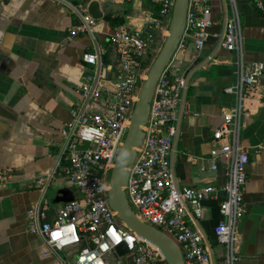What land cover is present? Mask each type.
Wrapping results in <instances>:
<instances>
[{
  "label": "crops",
  "instance_id": "1",
  "mask_svg": "<svg viewBox=\"0 0 264 264\" xmlns=\"http://www.w3.org/2000/svg\"><path fill=\"white\" fill-rule=\"evenodd\" d=\"M91 1H97L102 13L92 34L71 36L69 30L81 21L80 14H89ZM153 8L149 0H0V264H72L79 246L55 254L40 235L27 229V211L41 196L35 180L57 171L43 198L46 219L52 221L63 204L59 193L72 188L62 173L66 161L59 129L80 100L78 87L85 74L93 70L82 54L105 46L119 27L140 24ZM223 9L222 0L213 2L210 16L215 24L208 28L203 48L197 50L185 37L167 66L170 75L186 78L169 155L179 185L219 188L227 181V160L218 158L216 169L207 161L211 148L223 143L212 136L222 112L235 104V96L224 91L237 74L234 55L220 45ZM238 9L246 63L261 64L263 70L249 89L242 116L240 137L248 162L235 264H264V0H240ZM103 63L105 84L113 86L114 52H108ZM224 196L219 190L216 198L205 200L198 221L213 264H226L214 233L220 219L218 202ZM187 217L192 221L190 214Z\"/></svg>",
  "mask_w": 264,
  "mask_h": 264
},
{
  "label": "built area",
  "instance_id": "2",
  "mask_svg": "<svg viewBox=\"0 0 264 264\" xmlns=\"http://www.w3.org/2000/svg\"><path fill=\"white\" fill-rule=\"evenodd\" d=\"M149 1L154 8L140 24L119 27L107 37L105 46H96L93 52L82 54L83 61L93 66V70L85 74L78 87L80 100L71 109V118L59 129L66 161L62 173L80 197L63 202L55 218L49 221L43 198L57 171L45 172L35 180L41 196L27 211V229L40 235L49 251L55 254L79 246L72 264H110L106 256L111 252L117 255L115 247L121 243L128 250L123 256L127 259L115 264H167L157 246L118 222L106 196L108 177L128 129L142 67L157 37L168 27L173 10L174 0ZM214 1L188 0L185 28L178 47L187 37L197 50L203 48L209 37L208 28L215 24L210 16ZM239 1L222 0L220 45L234 55L237 74L236 82L224 91L235 96V104L223 110L222 122L212 133L215 141L223 143L211 148L207 160L213 169L217 168L218 158L227 160L226 183L219 188L211 184L190 187L179 185L175 179L169 155L176 134L177 105L186 78L170 75L167 68L154 87L143 127L144 137L128 170L125 192L132 211L141 221L164 231L178 244L184 264H213L198 221L203 215V202L216 198L219 190L225 196L218 202L220 219L214 233L224 248L226 264H235L237 260L238 225L245 213L243 194L248 162V150L240 137L242 116L249 89L263 70L261 64L246 63ZM80 19L69 30L71 36L80 32L92 34L96 19L87 13L80 14ZM110 51L116 55L117 64V80L113 86L105 84L108 75L103 63ZM57 264L66 263L60 260Z\"/></svg>",
  "mask_w": 264,
  "mask_h": 264
},
{
  "label": "water",
  "instance_id": "3",
  "mask_svg": "<svg viewBox=\"0 0 264 264\" xmlns=\"http://www.w3.org/2000/svg\"><path fill=\"white\" fill-rule=\"evenodd\" d=\"M187 5L188 0H174L167 35L159 52L148 67L138 89L126 135L108 177L106 193L108 206L115 212L120 223L137 236L157 246L164 255L167 264H184L181 249L164 231L141 221L134 214L126 197L125 186L128 180V170L144 137L143 127L148 118L154 87L158 77L167 68L175 54L184 32ZM87 9L93 18H101L102 13L99 10L97 1H91ZM79 197V193L73 187L59 193V200L62 202L75 200ZM115 251L120 257H123L128 252L123 243L116 246Z\"/></svg>",
  "mask_w": 264,
  "mask_h": 264
},
{
  "label": "rangeland",
  "instance_id": "4",
  "mask_svg": "<svg viewBox=\"0 0 264 264\" xmlns=\"http://www.w3.org/2000/svg\"><path fill=\"white\" fill-rule=\"evenodd\" d=\"M167 32H168V27L163 31L162 33V36L160 37V41L156 44V46L154 47L153 51L151 52L150 56H149V60H148V65H147V68L142 70L141 72V76H140V79H139V83H138V87H140L141 83H142V80L148 70V67L150 66V64L152 63L153 59L155 58V56L157 55V53L159 52L162 44H163V41L167 35ZM118 222L120 223V221L118 220ZM112 254L114 255V257L112 256ZM108 256V260H109V263L110 264H115L118 262V260H121V261H124L127 259V256L123 257V258H118V256L115 254V253H112Z\"/></svg>",
  "mask_w": 264,
  "mask_h": 264
},
{
  "label": "trees",
  "instance_id": "5",
  "mask_svg": "<svg viewBox=\"0 0 264 264\" xmlns=\"http://www.w3.org/2000/svg\"><path fill=\"white\" fill-rule=\"evenodd\" d=\"M109 21H112V19L110 18V17H106ZM150 56V55H149ZM149 58V57H148ZM147 58V60L145 61V63H144V65H143V67H142V70H144V69H146L147 68V65H148V59ZM85 244V242H83V245Z\"/></svg>",
  "mask_w": 264,
  "mask_h": 264
},
{
  "label": "snow or ice",
  "instance_id": "6",
  "mask_svg": "<svg viewBox=\"0 0 264 264\" xmlns=\"http://www.w3.org/2000/svg\"><path fill=\"white\" fill-rule=\"evenodd\" d=\"M55 235H57V236H58L59 234H55Z\"/></svg>",
  "mask_w": 264,
  "mask_h": 264
}]
</instances>
